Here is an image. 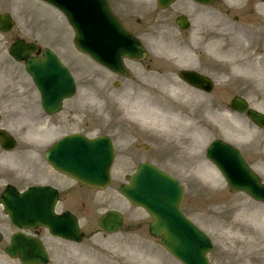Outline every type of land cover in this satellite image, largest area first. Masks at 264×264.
Returning a JSON list of instances; mask_svg holds the SVG:
<instances>
[{
    "label": "rangeland",
    "instance_id": "374dc122",
    "mask_svg": "<svg viewBox=\"0 0 264 264\" xmlns=\"http://www.w3.org/2000/svg\"><path fill=\"white\" fill-rule=\"evenodd\" d=\"M115 8L122 15V20L131 31H134L137 35L141 32L145 33L143 35L145 37L143 43H145L144 45L148 50L151 61H146L144 66L152 64L151 69L157 65L160 66L162 71L159 72H167L168 80L175 82V87H178L179 101H183L180 103L183 104L184 108L195 106L196 97L181 98V85L175 79V72L179 67L178 61L176 62L177 65H175L169 61L166 63L164 60L159 61V58H157L161 54L164 56L180 55V38L177 33L176 35L173 34V36L168 28L169 31L165 32L167 35L164 36V39L161 38L163 41L161 42L158 41V36L163 29L159 31L150 29L153 21L155 26L158 24L154 20L156 16L166 19L167 13L158 12L157 15L152 16L154 19H150L146 11H142L144 8L132 7L129 3H120L117 6L115 5ZM151 8L153 10L156 7L151 6ZM214 9L221 13L223 12L222 17L224 20L226 19L224 16V14H227L228 9L226 0H220ZM127 11L128 13L125 14ZM5 12L11 14L14 26L10 33L0 34V69L3 67L9 68L6 59L9 43L17 38L26 42H34L40 47V50L51 48L58 53L62 62L68 65L75 76L77 92L73 99L64 103L62 114L52 119H48L43 115L35 90L27 79L26 99L23 106L20 105L22 100H19V96H15L14 93L5 97L4 100L0 94V115L1 118L3 116L0 126H2V123V127L9 129L18 140L17 148L11 154L0 151V159L5 158V160L1 161L6 164L8 162L6 157H11L29 163L30 160L34 162L32 156L35 155L37 158L35 167H38V169L40 167L41 170L45 171L46 165L42 161L43 153L48 146L60 137L71 133H81L89 138L108 135L113 141L116 154L109 186L117 189L121 184H124L127 178L126 175L132 174L139 161H137L135 166L125 167L126 170L123 173L121 172L125 164L123 159L126 151L122 149L124 142L126 139L130 140L129 145H132V149H135V145L131 141L139 143L140 149L146 145L149 147V152H144L141 149L137 158L142 161L147 160L156 167L167 171L180 182L184 188L182 211L205 232L213 244V249L208 256L209 261L212 264H264V205L252 202L243 194H230L220 175L211 170L207 162H204L206 161L204 153L207 145L218 138L226 140L231 134L230 129L233 126H231V122L227 123L225 121L227 118L222 117L224 114L214 113L215 109L206 111V101H202L204 103L202 113H211L215 121L211 124L209 122L207 124L205 121L202 122L200 116L203 114L196 113L195 121L198 124L197 127L201 128L204 133V138L196 151L192 150L191 135H183L185 140L183 145L188 146L189 152L193 151L195 156H198L200 168L197 169L193 165L195 156L191 162L189 160L184 162V167L178 168L177 156L170 153V151L164 150L166 139L163 137L156 138L150 132L140 130L141 126L128 123L123 113H104V105L107 106L109 111L112 109L115 111V106L119 104L118 101L123 92L131 89V87L133 88L134 84L138 86V84L134 83L135 81L119 80V84L114 86L113 83L117 79L104 73L98 67L91 65L86 57L78 55L73 49L70 50L73 56L69 57L66 39L68 38L70 41L71 38L66 23L63 22L61 16L43 3L36 0H0V14ZM235 12L238 13L236 8ZM135 19H140V21ZM161 21L164 22L162 19ZM147 25H150V27L145 29ZM171 30L177 31V29L173 28ZM222 31H225V27H223ZM171 40L173 43H171ZM130 67L132 69V77L134 79L138 78V74H136L138 71L135 67L131 65ZM149 72L155 71L151 70ZM149 72L146 74H149ZM12 81L13 78L11 77ZM217 88L218 95H220L218 101L226 103L228 100V96L225 95L227 92L226 86L218 85ZM188 92L193 94L192 91ZM216 94L217 92L215 91ZM149 96L153 97L155 95ZM173 100L174 98H171L168 101L171 103ZM182 110L184 111L185 109ZM7 125H10L12 130L7 128ZM240 126L250 129L246 124H241ZM47 127L51 130L53 129L50 136H35L36 131ZM121 130H126L129 134H122ZM243 131V134H246L248 129ZM155 133L159 135L157 132ZM184 155L188 157L189 153H183V158H185ZM190 166L192 167L191 169ZM253 168L255 169V166ZM260 169L263 171L262 177L264 178V166L262 165ZM20 170V167L18 170H10L4 164H0V175L4 179L10 178V174L19 175ZM256 171L258 172V170ZM44 175V173H41V177ZM47 176H44L42 180H45ZM25 182L28 183V180ZM2 184L0 183V185ZM75 189L78 190L77 188ZM80 191L83 192V190ZM62 192L63 200V197H66V191L62 189ZM89 192L93 200H96L94 196H105L103 191L90 190ZM100 201L101 204L98 206L94 205L92 207L91 205L90 217L86 218L83 229L86 233H92L91 237L87 238L82 245L74 247L59 243L53 244L55 249L62 250V255L68 256L67 259L70 261L65 262L66 264H95L96 258L94 255L97 253H100L103 256V261L109 264H138L135 257H130L123 250L124 248L131 249L133 256L136 254L141 255L145 260V264H180L161 247L159 240L152 238L148 234V224L151 222V218L145 212L126 202H122L116 190L100 199ZM107 210H116L122 213L124 228L119 234L105 235L99 231L96 220ZM255 216L256 218H254ZM259 223H262L261 227L258 226ZM227 229L234 230L236 233L241 231L243 240L234 239L235 233L230 231L229 234H224ZM123 253H126L127 257H121ZM126 258L128 261L125 260Z\"/></svg>",
    "mask_w": 264,
    "mask_h": 264
},
{
    "label": "flooded vegetation",
    "instance_id": "af4514ba",
    "mask_svg": "<svg viewBox=\"0 0 264 264\" xmlns=\"http://www.w3.org/2000/svg\"><path fill=\"white\" fill-rule=\"evenodd\" d=\"M244 1L247 5L260 6L259 12L243 11L232 17L231 30L227 36L230 45L227 57L231 64L226 74L219 71L216 52L213 51L211 35L215 36V30L210 15L200 18L211 7H200L188 0L181 1L180 16L186 17L188 22V28L182 35L190 36L192 46L203 48V51H192L187 58L194 68L196 66L199 74L217 82L224 78L232 94L231 98L240 97L246 102L260 101L264 99V0ZM261 144L264 153V139Z\"/></svg>",
    "mask_w": 264,
    "mask_h": 264
},
{
    "label": "bare ground",
    "instance_id": "6f19581e",
    "mask_svg": "<svg viewBox=\"0 0 264 264\" xmlns=\"http://www.w3.org/2000/svg\"><path fill=\"white\" fill-rule=\"evenodd\" d=\"M177 55L178 54H176V56ZM166 60L167 59H164V61ZM149 77H151L148 78L149 80H138L134 82L138 84V86L134 84L133 88L131 87V89L123 92L118 101L119 104L115 106V111H113V109L109 111L107 106L104 105V113H123V115L126 116L128 123L141 126L140 130L150 132L152 135L156 136V138L163 137L166 139L164 150L170 151L173 155H178V168L181 166L184 167L183 163L186 162L185 160H187V156L184 155L185 158H183V153H189V155H191L190 160H192L195 156V152L193 151L198 149L199 144H201L202 139L204 138V133L199 127H197L198 124L195 121L196 111L188 107L184 108L183 104L180 103L183 101H179L178 87H175L176 84L173 82L166 81L165 74L162 73L159 76L156 74H149ZM8 87L9 85L6 82L2 91V97L12 95V93L8 91ZM145 94L155 96L152 97ZM171 98H174V100L169 103L170 101L168 100ZM182 109L185 110L183 111ZM51 133L52 130L42 129L36 131L35 136L45 137L50 136ZM121 133L129 134L126 130H121ZM189 134L192 138L193 151L191 152H189L190 150L187 148L188 146L183 145L185 142L183 135L188 136ZM129 144L130 140L126 139L122 148L126 151L124 154L130 151ZM6 160H8L7 163L11 167H16L18 165L15 158L6 157ZM199 162L198 156H195L193 158V165H195L197 169L200 168ZM191 168L192 167L190 166V169ZM254 218H256V216ZM262 223H259L258 226L261 227ZM229 231L235 233L234 239L243 240L241 231L236 233L234 230L227 229L224 234H229ZM123 250L129 254L130 257H135L138 264H145V260L141 255L136 254L133 256L131 249L124 248ZM126 253H123L121 257H127ZM94 257L96 258L95 264H109L108 262L103 261V256L100 253L95 254ZM125 260L128 261L127 258Z\"/></svg>",
    "mask_w": 264,
    "mask_h": 264
},
{
    "label": "water",
    "instance_id": "95a60500",
    "mask_svg": "<svg viewBox=\"0 0 264 264\" xmlns=\"http://www.w3.org/2000/svg\"><path fill=\"white\" fill-rule=\"evenodd\" d=\"M58 4L55 3V6L58 7L61 10H75L77 12L83 13L88 12V7H91L94 11H96L99 14H102L105 16L103 9L105 10L104 3L102 0H72L69 5L64 4L60 0H56ZM87 2V3H86ZM100 2L102 3V7H100ZM93 12V11H92ZM69 23L74 29L75 32V45L79 50L82 51H89L88 50V44L85 41L84 32L78 29H82L83 21H80L77 25L75 22L68 18ZM103 21L106 23L105 25L110 30V32L113 30L114 26L112 24L113 20L110 15L105 16V19ZM128 51H131V47L127 48ZM140 50V49H139ZM138 50V51H139ZM123 52L125 50H122ZM126 52V51H125ZM99 53V52H95ZM94 52H91V55L95 54ZM128 53V52H127ZM135 53H132L134 55ZM128 56L131 55V53L127 54ZM5 148L9 149L11 148L10 143H5ZM46 158H48L46 156ZM53 165L57 167L58 169L65 171V172H72L75 173L72 170H69V165L60 164L58 161H52ZM224 176L227 178V175L223 171ZM86 181V180H82ZM229 187L231 190H246L243 186H236L235 184H232L230 180H228ZM173 183H169L171 185ZM151 187H156L152 183H149ZM167 187V185H166ZM124 195H138V191L136 187H134V181L133 186L130 189L122 190ZM260 193L259 191H257ZM248 193L253 196L257 200H264L260 194L254 195L250 191ZM160 202L156 203V208L151 207L148 208V212L155 218V222L150 226V233L152 235H155L156 237H159L160 235L164 234V238L162 239V243L165 246V248L173 255H176L180 257L182 261H184L186 264H207L206 260L203 259L205 257V252L208 247L207 243H203L201 239L198 238V235L195 233L193 227L191 225H188L187 223H184V220L180 218V214L178 213V204L179 202L173 200L170 201V199H165L161 197ZM13 204V203H12ZM172 209H174L175 213L172 212ZM165 215H170L167 218H165ZM113 215V214H110ZM116 216V215H115ZM108 217V216H107ZM105 217L101 220V226L109 230H115L118 227V224H120V220L117 217ZM105 219V220H104ZM177 220V221H176ZM17 221H20L19 219ZM73 233H75V229H73ZM195 233V234H194ZM18 242V243H17ZM15 242V245L18 246L19 249H21L22 242L17 240ZM25 249V248H24ZM27 249V248H26ZM27 251V250H26ZM201 257V258H200ZM184 259V260H183Z\"/></svg>",
    "mask_w": 264,
    "mask_h": 264
}]
</instances>
